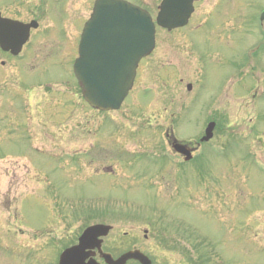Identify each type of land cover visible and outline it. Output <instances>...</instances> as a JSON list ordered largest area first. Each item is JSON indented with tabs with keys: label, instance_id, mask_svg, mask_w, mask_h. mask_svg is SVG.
Here are the masks:
<instances>
[{
	"label": "rangeland",
	"instance_id": "rangeland-1",
	"mask_svg": "<svg viewBox=\"0 0 264 264\" xmlns=\"http://www.w3.org/2000/svg\"><path fill=\"white\" fill-rule=\"evenodd\" d=\"M54 1L0 0L3 17L39 22L18 57L0 51V159L15 162L0 163V203L4 196L11 200L7 226V214L0 215V264H46L43 256L57 254L48 249L54 235L61 245L73 243L91 208L114 227L108 242L145 249L155 264H264V167L248 154V142L255 156L261 146L249 135L264 138V79L246 75L264 56L251 59L241 78L238 69L246 68L258 39L249 21L264 0H232L231 9L221 0L196 29L213 4L202 0L190 26L172 35L158 29L131 99L111 115L80 106L71 63L82 3L60 0L59 14ZM159 2L139 0L153 15ZM68 20L65 36L51 33ZM34 87L43 89L31 94L41 113L22 106ZM149 88L153 94L142 96ZM210 118L219 128L199 152L205 154L200 177L192 172L200 168L184 167L163 135L167 130L180 142L192 141ZM40 251L41 260L32 262Z\"/></svg>",
	"mask_w": 264,
	"mask_h": 264
},
{
	"label": "water",
	"instance_id": "water-1",
	"mask_svg": "<svg viewBox=\"0 0 264 264\" xmlns=\"http://www.w3.org/2000/svg\"><path fill=\"white\" fill-rule=\"evenodd\" d=\"M193 11L192 0H164L157 18V24L171 30L183 27ZM36 23L21 24L0 18V47L13 55L19 53L28 39L31 28ZM154 24L144 10L120 0H97L93 14L85 24L74 63V73L82 89L85 101L99 110H116L131 89L135 69L139 60L149 55L154 48ZM214 124L206 129L202 141L212 137ZM178 153L189 159V150L184 146L174 147ZM88 229L80 240V245L66 251L60 264H82L86 257L85 248H92L96 237L107 228ZM85 256V257H84ZM139 257L129 253L119 263ZM143 262V263H144Z\"/></svg>",
	"mask_w": 264,
	"mask_h": 264
},
{
	"label": "flooded vegetation",
	"instance_id": "flooded-vegetation-1",
	"mask_svg": "<svg viewBox=\"0 0 264 264\" xmlns=\"http://www.w3.org/2000/svg\"><path fill=\"white\" fill-rule=\"evenodd\" d=\"M202 0H194V9H195V12H194V14L191 16V19H190V22L192 23V19L195 17V16H197V13H198V3L199 2H201ZM211 1H213V4H212V9L215 7V11H218V0H209L208 2H211ZM87 11H88V7L86 6L85 7V9H84V11L82 12V16H84L86 13H87ZM262 36H263V41L262 42H259V40H257L258 41V43H262L263 44V46H264V31L262 32ZM260 48V47H259ZM258 48V49H259ZM258 49H256V50H258ZM116 257H117V255H116ZM98 261H100V260H98ZM134 262H128L127 264H133Z\"/></svg>",
	"mask_w": 264,
	"mask_h": 264
}]
</instances>
